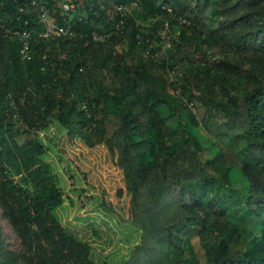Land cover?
<instances>
[{"label": "trees", "instance_id": "obj_1", "mask_svg": "<svg viewBox=\"0 0 264 264\" xmlns=\"http://www.w3.org/2000/svg\"><path fill=\"white\" fill-rule=\"evenodd\" d=\"M29 1L0 0L7 26L33 32L27 59L0 28V207L32 255L28 264H264V71L255 60L264 53V0H235L223 11L218 0H84L67 20L48 0L72 26L55 39L36 33L35 12L20 11ZM166 20L172 43L160 32ZM102 23L128 34L144 59L116 65L109 49L93 67L96 39L110 37ZM222 46L229 60L218 59ZM164 75L177 93L154 87ZM81 143L125 183L118 217L126 236L111 245L96 216L66 209L55 156L72 147L81 154ZM18 261L0 226V264Z\"/></svg>", "mask_w": 264, "mask_h": 264}, {"label": "rangeland", "instance_id": "obj_2", "mask_svg": "<svg viewBox=\"0 0 264 264\" xmlns=\"http://www.w3.org/2000/svg\"><path fill=\"white\" fill-rule=\"evenodd\" d=\"M234 3L235 0H218L217 9L223 11L228 6H233ZM169 21L170 20L165 21L164 26L160 28V32L161 34L165 35V37H167L166 40L171 42L168 39V34L170 32V28H168ZM139 22L151 24L154 22V18L149 16L143 18L142 14H140ZM102 26L103 28H106L104 27V23H102ZM107 28L105 30H108L110 37L97 38L94 51L90 55V64H92L93 67L96 68L102 65V62L109 49H111L114 54L116 65L118 63L124 62L125 58H129L134 64H139L142 59H144V54L142 55L141 48H130L128 44V34H118ZM258 28H260V24H257L256 22H250V30L256 31ZM191 32L196 35H203V38H208L211 41L214 40V44H222L211 35L208 29H201L199 31L196 29ZM240 32L242 34L245 33V31L242 30H240ZM2 36L3 34L0 31V52L4 50L1 41ZM155 46H158L156 41ZM229 53V48L222 46V52L218 55V59L229 60ZM259 57H262V59L259 60ZM255 60L261 64L259 66L261 70L264 71V53L260 56H257ZM245 68L249 71H252L249 63L245 65ZM104 73L107 76L108 82L111 83L113 79L111 72L108 69H104ZM154 87L159 92L177 93L174 80L167 78L166 75H164L162 82L160 84L155 83ZM190 87L197 96H200L199 91L195 89L192 84ZM195 103L198 108L201 106L199 98H196ZM51 127L54 129V123ZM82 146L84 147L81 154L73 147L70 149V153H65L62 158H59L53 154L55 156V160L58 161L57 164L63 178L62 181L65 188V193L69 197L66 198V209L71 216H77L79 214L87 215L90 217V219L96 216L94 219L97 221L98 226L103 228V231H105V234L107 235L105 238H108L111 245L112 238H122L126 236V232H122L119 227L118 217L120 214L125 213L124 201L127 198L126 196H128L126 187L124 189L125 191L122 190V187L125 183L124 180L121 179V177H119L109 167L108 163L105 162L103 158L96 159L89 150V147H87L85 144H82ZM117 192H121L122 194L119 195ZM105 199L108 200V202L104 204ZM99 202L103 203V205L107 207V210H105L103 205L101 207ZM0 226L8 248L14 249L18 252L19 264H28L32 259V255L26 253L22 249L21 240L9 223V220L3 215L1 207ZM123 228L124 227H122V229ZM193 244L197 255L202 256L203 250L200 246L199 237H195L193 239ZM47 248L50 255L53 256L54 259L58 258L62 260L59 255L55 253L54 246L47 245Z\"/></svg>", "mask_w": 264, "mask_h": 264}, {"label": "built area", "instance_id": "obj_3", "mask_svg": "<svg viewBox=\"0 0 264 264\" xmlns=\"http://www.w3.org/2000/svg\"><path fill=\"white\" fill-rule=\"evenodd\" d=\"M59 5H61L62 13L65 14L66 20L71 13L76 10V8L81 5L84 0H58ZM118 10H123V6H118ZM20 11L22 12H32L37 14L38 21L41 28L36 32L40 37L45 39H55L60 37H67L72 34V26L70 25V21H68L67 25L64 26L60 24L57 16L52 13V8L50 2L48 0H31L22 3L20 7ZM27 23V19L25 20ZM116 27H122L119 23L116 24ZM0 28L6 34H10L15 38H18L22 43L21 53L23 54V58L30 59L33 56L32 52V39L33 32L31 30H23L20 29H11L10 26H7L4 23V17L0 13ZM124 28V26H123ZM123 30V29H122Z\"/></svg>", "mask_w": 264, "mask_h": 264}]
</instances>
